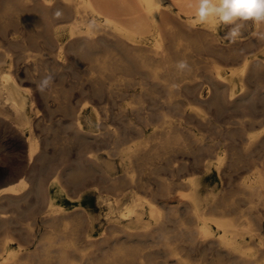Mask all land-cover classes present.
Returning a JSON list of instances; mask_svg holds the SVG:
<instances>
[{
  "label": "bare ground",
  "instance_id": "1",
  "mask_svg": "<svg viewBox=\"0 0 264 264\" xmlns=\"http://www.w3.org/2000/svg\"><path fill=\"white\" fill-rule=\"evenodd\" d=\"M12 1L0 0V3L3 6H10ZM56 1L40 0L41 5L47 9H52ZM58 1L61 2L59 12L63 15L70 16L71 20H62L63 22L56 24L53 22L55 24L53 26L54 28L51 32H47L49 42L57 45V55L61 56L65 49L76 53L77 60H79L78 57H83V55L90 59L87 71H90L91 75L94 74L93 76L90 75V89L93 94H99L100 99H102L101 102L107 101L106 98H108V102L117 103L118 99L113 96L116 91L124 92L135 97L134 99H138L136 102H138L137 104L140 103V105L132 106L131 113H125L126 108L121 107V110L116 112L114 116L127 117L131 121L133 119H143L144 121L156 115L162 120L157 128H153L146 135L142 142L127 147H121L120 145L110 155L120 157V162L124 166L125 174L123 173V177L120 176V182L129 183L130 187L132 186L131 188L133 186L136 187V185H140L143 188H153L154 196L160 195L164 197L165 204L160 205L152 200L154 198L145 196L139 192H130L128 191L129 189L127 190L128 192L123 191L125 193L122 195L119 193L120 196H116L115 194V203L120 208L124 206L123 202L126 195L131 197V205H128L129 207L127 206L126 210L121 209L120 213L127 218L123 221H120L122 220L120 218L117 226H112L111 228V225L115 222L112 223L109 233L104 229L108 234L106 233L103 236V231L96 234L95 210L91 195L87 193L92 190L89 189L88 191L86 189V193H80L78 191L79 194L77 193V197H71L67 192L68 189L62 184L60 173L51 177L47 184L44 183L43 175L45 174L44 171H47V169H44L49 167L51 162L49 164L46 163L48 161L45 155H43L44 151L42 154H40L41 152L37 154L39 152L37 151L38 138L33 129L34 119L37 113L35 111L36 105L34 108L35 101H33V97L30 99V89L19 82L15 74L17 70L13 72V64L5 60L4 62H0V120L3 117L6 120H12L14 122L16 128L20 131L19 133L24 136L22 138L25 140L28 160L32 163L38 161V163L36 162L33 166L34 184L30 190L28 189L29 191H27V181L21 178L15 183L1 186L0 198L11 197L16 199V202H20L26 201L28 196L34 194L36 199H45L47 206L43 211L39 225H45L47 231L41 239L39 238L40 240H35L36 243L40 242L39 245L34 250L28 251L12 247V238L9 234H6L0 240V264H28L31 261L37 262L42 260L43 262L56 261L58 264H264V139L262 137L259 141L257 134L249 133L246 129H241V131H245L244 138L242 137L244 142L241 143V141L239 144H244L243 147L247 153H245L243 148L244 152H242L245 153V157L241 155V151V153H238H240L239 155L242 158L247 159V168L251 169L252 173L250 176L242 179L240 176L242 174L240 172L242 171H238L240 174L235 175L238 178L240 176L242 180L237 183L236 180L232 181L234 179L227 177L229 181H227L228 185L226 187L223 185L224 183H222L223 186H221V183H218V187L206 190L208 186L207 181L212 179V177H217L219 181L222 180V176L225 178L226 175H220L219 173V175H216L214 168L219 169L226 151H228L227 158H232L229 164H227L229 167L239 166L238 161L241 157H234L235 154L233 156L229 154V150L232 151L234 147L229 146L232 139L228 141V144L224 142L225 144L220 147V144L217 142H204L208 140V136L205 139L204 136H201L202 133L191 134L192 138L190 140L192 141L193 137H195L196 148H205L204 150L211 151V154H213L212 152H216L217 162L208 161V155L210 156V153H208L206 160L202 162V167H200L202 168V173L187 174L188 176L186 175L180 182L187 187L186 189H182L180 192H178V189L174 190L172 180L164 182L157 179L156 184H153L151 172L145 178L139 175L146 169L147 165L154 166L151 168H159L161 165H166L161 163V159L171 149L177 147H182L183 149L189 146V142H186L187 138L182 136V131L186 127L183 130L181 127H178L174 120H172V116L168 110H176L182 116L189 114L202 122V124H208L206 114L202 109L195 108L194 112H189L190 107L188 105L190 104L184 100L185 98H174V93L180 91L179 93L183 96L186 92H192L193 88L191 83L184 82L180 90H175L172 84L175 82V75L177 73L181 75L184 73L193 75L199 70H203L205 75H203L204 73L202 75H208L211 82L209 84L213 86L207 100L214 104L217 107L214 109L217 110H221L224 106L234 105V103L255 98V96L256 98L264 99V85L260 83L257 85L258 75L264 74V40H260L256 36L258 31H264V26L258 28L255 25L253 36L241 34L236 42H232L231 40H224L222 38V30L225 28L223 26L215 30L207 26H193L190 22L192 10L188 8L190 0H162V7L158 10H155L157 0ZM13 4L16 3L13 2ZM34 12L37 13V10H34ZM44 13L46 12L44 11ZM149 13L152 14L150 15ZM6 32L13 35V32ZM3 38L5 39V36ZM12 40L15 41V39ZM244 44L245 46L252 45L255 49H259V51L248 53V51L246 52L244 50V52ZM248 48L251 49L250 47ZM202 58L205 60L203 61ZM181 59H190L188 61L191 66L190 72L181 73L175 68L176 62ZM222 61H225V64ZM203 62H205L204 65L202 64L203 66H200L199 64ZM56 63L54 62V64ZM57 65L59 66L58 63ZM14 66L16 65L14 64ZM134 70L141 73V75L131 81L124 73ZM21 78L23 77L21 76ZM126 83L133 84V87L135 84H138V86L135 85L130 90L129 88H125ZM143 83L144 86L149 83L151 85L149 87L152 88L155 85H161L165 88L166 97L160 101L162 106L160 110L159 108L157 109L158 112L156 113L149 111L142 104L144 94H149L147 93L148 91L151 94L154 93L153 90L144 88ZM201 86L203 87V84ZM201 86L199 87L201 88ZM200 88L198 90L201 91ZM196 96L199 102L205 100L202 98V92ZM151 97L154 98L153 95ZM134 99L133 101H135ZM127 104L130 105L132 103L128 102ZM7 105L9 106V111L6 110ZM91 105L92 108L88 113H86L84 104L77 112L75 111L76 114L73 117L75 121L73 120L72 128L75 134L82 138L87 137L86 140L101 135L94 133L95 129H91L88 123L86 125L85 121L88 116H90L94 124L99 120L100 111H98L97 104ZM104 109L105 117L107 118L110 108L109 106H104ZM134 116L135 118H133ZM1 121L4 120L2 119ZM9 121L8 123H10ZM96 124L98 125V122ZM241 124L243 126L245 123L242 122ZM105 125L107 124L105 123ZM130 127L132 126L130 125ZM194 127L196 126L194 125ZM239 129L229 126L227 131L232 132V130H235L236 132ZM139 130L142 131L144 129L141 128ZM228 134L234 135L231 133ZM240 136L243 135L240 134ZM213 137L212 139H214ZM102 138L104 139L105 137ZM225 139L226 137L223 140L225 141ZM260 142L261 144H259ZM235 147L240 148L237 145ZM103 157L91 152L87 156V163H85L84 159L81 161V164L82 166L89 165L91 167L89 171L99 172L103 179H112L111 183H109L112 184L113 181H116V177L111 176L114 165H112L110 159ZM198 157L200 158L201 156L198 155ZM47 159L50 160L49 158ZM199 160L197 159L196 161L200 162ZM52 163L50 164L51 166ZM166 163L168 165L169 162ZM173 163L171 164L172 168L177 171L181 166L180 162H176L178 164ZM135 173L138 175L136 176ZM64 174L69 175L68 170H65ZM80 175L76 176L71 174L70 177H67L71 183H78V177H82L84 174ZM116 182L118 184V181ZM116 182L113 183V186H115ZM234 182L236 183L234 184ZM68 183L70 184V182ZM122 185L124 184L122 183ZM229 187H231V190H229ZM63 197H69L73 200L74 208L71 211L66 207L64 200H62ZM6 214L8 215V213ZM6 217L5 215L3 217L0 216V226L5 227V229L8 228V218ZM108 218L109 220L111 219L110 217ZM173 218L178 220L179 223L177 234L180 236V243H174L172 235L170 234L172 231L164 228L165 222L167 220H173ZM113 220L115 221L116 219ZM59 226L64 230V233H67L64 234L62 232L64 236L66 235L62 243L61 241L63 239H59L62 235L58 234L61 233L58 229ZM30 227L28 226L26 230H29L30 235H33ZM81 227H84L83 231ZM57 231L59 232L57 233ZM153 233H156L157 237L161 238L157 242H161V246H163L164 259L162 261H156L144 248L146 241L150 236L154 235ZM175 236L176 233L174 234ZM56 238L58 239L56 240ZM194 240L199 244V247L214 250L213 257L208 263H203V260L193 261L187 257V250L193 246ZM59 243H61V247ZM54 244L60 247L56 250L57 254L50 250L52 248L51 246H55ZM86 249L89 251H86ZM75 250L81 252V257L77 258L80 262L70 255ZM53 254L56 256H53ZM77 254L78 256L80 255L79 253Z\"/></svg>",
  "mask_w": 264,
  "mask_h": 264
},
{
  "label": "rangeland",
  "instance_id": "2",
  "mask_svg": "<svg viewBox=\"0 0 264 264\" xmlns=\"http://www.w3.org/2000/svg\"><path fill=\"white\" fill-rule=\"evenodd\" d=\"M13 2L16 4H13ZM56 3H55V6L53 8L50 7L52 9H47V8H45V6H42L40 0H20V1L19 0L18 1L13 0L10 4L11 7L10 6H3L0 3V6H1L0 7V26H1V28H0V38H1L0 39V62H4L6 60V61H10L11 64H13V67H12L13 72L15 70H17V71H15V74H16L19 82L22 85L27 86V88L30 89V99H32V97H33V101H35L34 102V108L36 105L35 111L37 113H36V117L34 119V124H33L34 128L33 129H34L35 134L37 135V138H38V150L37 151H39V152H37V154H39L40 152H41L40 154H42L44 151L43 155H45L46 160L48 161L46 163L49 164L50 162L51 163L53 162L52 166L50 165L51 164L50 163L49 167L44 169V170L47 169V171H44L45 174L43 175L44 176V179H43L44 183L47 184V182L49 181V179H51V177H53L57 173H60L62 184L65 186V188L68 189L67 192H68V194H70L71 197H77L79 192L80 193L81 192L86 193L87 190L88 191H89V189L92 190L93 192L89 191L87 193L91 195L92 203H93L94 210H95L96 234H99L103 231V236H104V235H106L107 232L109 233V231H111L110 225L112 223L115 222L116 225H115V223L112 224L111 228H112V226H117V223L119 222L120 218L122 219L120 221L126 220L127 217L120 214L121 209L126 210L127 206L131 205V203H132L131 197L126 195V197L124 198V202H123L124 206L122 208L117 207V205L115 203V198H114L115 194H116V196H118L119 193H120V195H122L129 189L128 191H130V192L135 191V192L142 193L145 196H149L151 198H154L152 200L156 201V203H158L160 205L165 204V198L164 197H162L160 195L154 196L155 194H154L153 188H143L140 185H138V186L136 185L137 188L135 186H133V188H131L132 186L130 187L129 183L120 182L119 181L121 178L120 176L123 177V173L125 174L124 166L120 162V157H118L117 155H113V156L110 155L114 151H116L117 147H119L120 145H121V147H127V146L133 145L135 143L142 142L145 139L146 135L153 128H157L162 120L159 119L156 115H155V117L153 115L150 117L151 119L144 120V121H143V119H141V120L140 119H133V121H131L127 117L114 116L116 112L121 110V107L126 108V110L124 111L125 113H127V114L131 113L132 112L131 111L132 106L140 105V103L137 104L138 102H136L138 99L137 98L134 99L135 97H133L129 94H126L124 92L116 91L113 96L118 99L117 103L108 102V100H109L108 98H106L107 101L101 102L102 99H100L99 94L94 93L95 94L94 95L90 89L91 88L90 82H89L91 80L90 77L94 75V74L91 75V72L87 71L90 59L88 57H86L85 55H83V57H78L79 60H77L76 59L77 58L76 53H74L73 51L65 50V49L63 50L61 56L57 55V50H58L57 45L49 42V40L47 39V32H51L52 29L54 28L53 26H55L56 23L63 22V21H70L71 18H70V16L63 15L61 12H60L61 15L59 17H57L55 14L57 12H59V7H60L61 2H59L57 0ZM13 7H14V9H13ZM16 7H18V9H16ZM54 9H55V11H54ZM34 10H37V13H35ZM43 10L46 13H44ZM48 10H50V11H48ZM6 18H8L9 20ZM47 19H48V22H47ZM12 20H13V22H12ZM53 22L55 24H53ZM246 26H247V29H246ZM230 27L231 26H223L224 29L222 30V35H223L222 38L224 40H229L227 38V32H228ZM248 29H249V31H248ZM6 31L13 32V35L11 33H9L10 34L9 35ZM254 32H255V25L251 22L246 23L244 28L242 29V34H246V36H251V35L253 36ZM40 33H42V34H40ZM3 36H5V39L3 38ZM12 39H15V41H13ZM247 40H249V39H247ZM7 42H8V45H7ZM244 46H245V44H244ZM244 46H243V51L244 50L246 52L248 51V53H255V52L259 51V49H255L252 45H247L245 47ZM248 47H250L252 50L249 49ZM75 60H77V61H75ZM202 60L204 61L205 59L202 58ZM56 61L59 64V66L57 65ZM188 61H190V59H188ZM54 62L56 64H54ZM204 63L205 62H203L199 65L203 66ZM222 63L225 64V61H222ZM14 64L16 66H14ZM28 71H29V73H28ZM196 73H195L196 75L195 74L190 75L187 73H184L183 75L177 73L175 75V77H176L175 82L172 84L173 87L175 88V90L176 89L180 90L182 88V84L184 82L191 83L193 85L192 86L193 88H192V92H190V93L186 92V93H184L183 96L181 93H179L180 91H178L177 93H174V98L175 99H184L185 98L184 100L186 102L188 101L190 104V105H188V107H190V108L192 107V109L189 108V112H194L195 108L202 109L206 114L205 116L207 117L208 124L207 123L202 124V122H200L196 118L190 116L189 114H187L186 116H182L181 113L176 111V110H168L167 109L170 112V115L172 116V120H174V122L178 125V127H181L182 130L186 127L182 131L183 132L182 136L184 138H187L186 142H189L188 143L189 146L187 148H183V149H182V147L173 148L169 151L168 154H165L164 156H166V157H164V156L162 157L161 163L167 165L166 162H169L170 164L168 163L167 166L161 165L159 168H151L154 166L153 165H147L146 169H144L139 174L140 177L145 178L147 176V174H149L151 172L152 177H153V180H152L153 184H156L157 179L159 181L161 180L164 182L172 180L174 190L178 189V192H180L182 189L184 190L187 188V187H185V185H182L180 183L186 177L187 174L191 175V174H196V173L197 174L202 173V170H201L202 168H200V167H202V162L204 160H206L208 153H210V156L211 155L212 156L215 155V156L210 157L208 155L209 158H207V160L211 161V162H217V158H216L217 153L212 152L213 154H211V151L209 152L207 149L204 150L205 148L204 149L203 148L202 149L196 148V146H195L196 143L194 140L195 137H193L192 141L190 140V138H192L191 134H195V133L201 134L202 133L201 136H204L205 139L208 136V138H207L208 140H205L204 142H209V143H216L217 142L220 144V147L225 143L228 144L229 143L228 141H230L232 139L233 143L231 141L230 143H232V144L229 143V146L235 147L237 145V146H240V148H241L240 149L239 147H237V148L235 147V149H234V147H233L232 151H234V152L229 150L230 155L233 156L235 154L234 157H237V156L241 157V159L238 161L239 166L238 165L232 166L233 167V169H232V167H229V165H227L232 160V158H229V159L227 158L228 157V151H226L224 154L225 155L224 160H223L222 164L220 165L219 169L214 168V173L216 175H219V174L220 175H226L225 176L226 179L224 178V176H222L224 179L222 178V180L219 181L217 177H212V179H209L207 181L208 186H207L206 190H210L212 188L218 187V185H219L218 183H221V186L224 185L226 187V185H228L227 181H229V179H234L232 181L236 180V182L238 183L244 177L251 175V173H252L251 169L247 168L248 167L247 159L245 158L246 159L245 160L244 158H242V156L245 157V153H247V152L245 151L246 149H244V147H243L244 144L243 145L239 144L241 141H242L241 143L244 142L243 138H244V134H245L244 132L245 131H241V129H246L249 133L257 134V139L259 141L262 138L264 139V136H262V135H264V131H263L264 126H262V125H264V123H263V121H264V99L263 98L259 99V98H256V96H255V98H251L249 100H246V101H243L240 103H234V105L231 104L228 106H224V108H222L221 110L214 109L217 107L214 104L210 103V101L207 100L208 96H210V94H211V89H213V86L210 85L211 84L210 78H208L209 77L208 75L203 76V75H205V72H203V70H199ZM47 74H52L54 76L53 83L44 92H40L37 89V84L39 83L41 78ZM124 74L131 81L141 75V73H139L138 71H135V70L130 71V72H126ZM21 76L23 78H21ZM185 76H189V77L185 78ZM143 81L146 82L145 80H143ZM201 82H203V83H201ZM259 83L261 85H264V74L258 75L257 85H259ZM202 84H203V87L201 86ZM135 85L138 86V84H135ZM135 85H134V87H135ZM143 86H144V83H143ZM149 86H151L149 83L145 84L144 88H149V89L153 90L154 93L151 94L150 91H148L147 93H149V94H144L143 95L144 99H143L142 104L145 107H147L149 109V111L156 113V112H158L157 109L159 108V110H160V108L162 106L160 101L165 99L166 91H165V88H163L161 85H155L153 88L149 87ZM199 86H201V88ZM134 87H133V84H129V83H126V85H125V88H129L130 90H132ZM198 87L201 89V91L198 90L199 89ZM88 88L90 91L88 90ZM197 90H198V92H197ZM194 92H196V93H194ZM200 92L203 93L202 98L205 99V100H202L201 102L198 101V98L196 96L197 94L199 95ZM188 93H189V95L190 94L191 95L190 96L187 95ZM33 95H35V96H33ZM152 95L154 96V98L151 97ZM188 96L190 97V99ZM132 98L135 101H133ZM99 101H100V103H99ZM128 102H131L132 104L129 105V104H127ZM134 102H135V105H134ZM84 104L86 107V113H88L91 110V108H92L91 104H95V105L97 104L96 106L98 108V111H100L99 112V120L97 121L98 125L96 124L97 122L95 124L93 123L90 116H88L87 120L85 121L86 125L88 123V126L91 129H93V130L95 129L94 133L101 134V135H97L93 139L88 138L86 140L87 137L86 138L83 137L84 138L83 139L79 135L75 134V132L72 128L73 127V125H72L73 120L75 121V119L73 118V117H75L74 114H76L78 109H80ZM103 105L109 106V108H110L109 109L110 111L108 110L109 115L107 117L109 121L105 117V109H104ZM8 108H9V106L7 105L6 110L9 111ZM208 110H210V111H208ZM72 112H74V113H72ZM40 115H42L43 117ZM109 117H110V119H109ZM133 118H135V116ZM187 118H189L191 121ZM2 119L4 121H1ZM192 119H193V121H192ZM1 120H0V131H1L0 132V187L5 186L6 184L15 183L19 179L23 178L27 181V191H29L30 188H32L33 184H34L33 166L36 164V162L38 163V161L32 163L28 160L29 158H28L27 151L25 148V140L23 139L24 136H22L21 133H19L20 131L16 128L14 122L12 120H10V121L6 120L3 117H1ZM8 121L10 123H8ZM41 122L43 125L41 124ZM100 122H101V124H100ZM104 122L107 125H105ZM242 122L245 123L244 124L245 126L244 125L241 126ZM197 123H198V125H197ZM229 123H231V124H229ZM6 124H9V125H6ZM206 124H207V126H205ZM234 124H236V125H234ZM130 125L132 127H130ZM194 125L196 127H194ZM208 125H209V127H208ZM229 126H231L232 128L237 127L240 129L238 131L236 130V132H235V130L234 131L232 130V132H229V131H227ZM138 127H140V128H138ZM242 127H244V128H242ZM258 127L259 128L261 127V128L259 129ZM141 128L144 129V130H142L144 132L139 130ZM187 128H191V129H187ZM202 129H204V130H202ZM239 131H240V133H239ZM188 132L190 133V135ZM227 132L234 134V135H230ZM11 134H13V135H11ZM186 134H187V136H186ZM240 134L243 136H240ZM17 136H19V137H17ZM188 136H189V139H188ZM213 136H216V137H213ZM224 136L226 137L225 141L223 140L225 138ZM102 137H105V138L103 139ZM210 137H211V139H209ZM212 137L214 139H212ZM227 137H228V140H227ZM21 139H23V140H21ZM45 139L47 140V142ZM258 140H257V142H259ZM14 141H15V143H14ZM23 143H24V145H23ZM117 144H118V146H117ZM259 144H261V142ZM191 147H192V149H191ZM242 148L244 149L245 153H243L244 151ZM228 149H230V148H228ZM194 150H196V151H194ZM240 151L241 152L243 151L242 152L243 154ZM91 152L96 153L97 155L102 156V157L104 156L105 159L108 158L111 160L112 165H114L113 169H112L111 176L116 177V181H118V184L116 181H113V183L116 182L115 186H113L114 185L113 183L109 184V183H111L112 179H103V178H101L99 172H95V171L92 172V170L89 171V168H91L89 165L88 166H82L81 161H83L85 159L84 161H85V163H87V160H86L87 156H89V154ZM202 152H203V155H202ZM238 152H240L242 156L239 155L240 153H238ZM214 153H216V154H214ZM231 153H233V154H231ZM46 154H47V156H46ZM198 155L201 157L199 158ZM230 155H229V157H230ZM194 156H197L198 158L194 157ZM47 158H49L50 160H48ZM195 159L196 160L200 159L199 161L201 163L197 162ZM243 159L245 162L243 161ZM175 161L180 162L181 166L183 165L182 167L180 166L177 169V171L173 170L172 165H171L173 162L175 164H178ZM241 161L243 164L241 163ZM198 163L200 164V166ZM132 166H134V165H132ZM192 166H193V168H192ZM244 166H246V167H244ZM225 167H226V170H225ZM134 168L135 167H133V169ZM227 168L229 169V172H228ZM240 168H241V170H240ZM193 169L195 170V172ZM65 170H68L69 175L64 174ZM135 170H136V168H135ZM238 171H242L240 173L244 174V175H242V174L240 175L242 179H240V176L238 178V176L235 175V174L239 173ZM230 172L232 175L230 174ZM233 172H234V175H233ZM137 173H138V171H137ZM71 174L76 175V176H81L80 174H84V175H82V177H78V179H79V180L77 179L78 183H75V182L71 183V181L68 179V177H70ZM137 175L138 174H136V176ZM233 176H236V177H233ZM83 178H85V179H83ZM68 182H70V184ZM236 182H234V184ZM122 183L124 185H122ZM222 183H224V184L222 185ZM73 186H74V188H73ZM83 186H85L84 187L85 189L83 188ZM229 190H231V187H229ZM123 191H125V192H123ZM15 200L16 199L11 198V197L10 198H8V197H4V198L1 197L0 198V214H1L0 216L3 217L5 215V217H6V215H7L6 213H8V215L6 217V218H8V223H7L8 228L5 229V227L0 226V240L3 239L6 234H9L12 238V241H11L12 247L23 250V251L34 250L37 247V245H39V243H40V242L36 243L35 240L36 239L38 240L39 238L41 239L43 234H45V232L47 231L45 225H41V226L39 225V223L41 222V217L43 215V211L46 209V206H47L46 200L45 199H36L34 194H31L30 196H28L26 201L16 202ZM62 200H64L65 205L68 208V210L71 211L74 208L72 199H70L69 197H63ZM109 211H110V213H109ZM104 212H106V213H104ZM3 213H5V214H3ZM107 216L110 217L112 220L111 219L109 220V218ZM113 219H116V220L114 221ZM28 226H31L30 228L32 230L33 235L29 234V230H26V228ZM164 228H166V230L169 229L172 231L170 234L172 235V240L174 243L175 242L180 243V238H179L180 236H179V234H177L178 230H179L178 220H176L174 218H173V220H170V221L167 220L165 222ZM58 229L60 230L61 233L64 231L61 229L60 226L58 227ZM83 229H84V227L83 228L81 227L82 231H83ZM104 229L107 232H105ZM58 232L59 231H57V233ZM61 233H58V234L62 235L61 237H59V239L60 238L63 239L62 241L60 240L62 243L64 241L66 235L65 236L63 235L64 232L62 234ZM175 233H176V236H175L176 238L174 237ZM64 234H67V233H64ZM153 234L154 235L150 236L148 238V240L146 241L144 248H145V251L149 252L150 256L152 258H154L156 261H162L164 259L163 246H161V242H159V243L157 242L158 240L160 241L161 238H158L156 233H153ZM57 239L58 238H56V240ZM61 243H59V245ZM56 244H58V243H56ZM56 244H54L55 246H51L52 248L50 249L54 253H56V250L61 247V245L59 247V245H56ZM69 249H72V248H69ZM88 249H86V251H89ZM75 252H76V254L79 253L80 255L79 256H78V254L76 255ZM213 253H214V250H212V249L207 250V249L201 248V247H199V244H197L194 240L193 246L187 250V257L191 258V260H193V261L194 260H203L204 261L203 263H208L211 260V258L213 257ZM0 254H1V252H0ZM70 255L72 257H74L75 259H77V258L81 257V252L75 250ZM53 256H56V255L53 254ZM54 260H56V259H54ZM77 260H78V262H80L79 259H77ZM28 264H58V263L56 261L55 262L54 261H51V262H45L44 261L43 262V260H42V261H37V262L31 261Z\"/></svg>",
  "mask_w": 264,
  "mask_h": 264
},
{
  "label": "clouds",
  "instance_id": "3",
  "mask_svg": "<svg viewBox=\"0 0 264 264\" xmlns=\"http://www.w3.org/2000/svg\"><path fill=\"white\" fill-rule=\"evenodd\" d=\"M161 7L162 0H157L155 10ZM188 8L192 10L190 22L193 26H207L213 30L220 26H231L227 38L232 42L241 36L246 23L251 22L258 28L264 26V0H190ZM55 15L59 17L61 13ZM256 36L264 40V31H258ZM175 68L181 73L191 71L187 59L177 61ZM53 80L52 74L45 75L37 84V89L44 92Z\"/></svg>",
  "mask_w": 264,
  "mask_h": 264
}]
</instances>
